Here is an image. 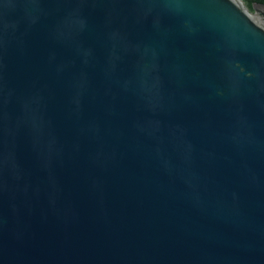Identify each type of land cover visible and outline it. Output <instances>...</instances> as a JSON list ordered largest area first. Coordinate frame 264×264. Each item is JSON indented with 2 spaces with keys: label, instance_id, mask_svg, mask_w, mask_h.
Masks as SVG:
<instances>
[{
  "label": "water",
  "instance_id": "water-1",
  "mask_svg": "<svg viewBox=\"0 0 264 264\" xmlns=\"http://www.w3.org/2000/svg\"><path fill=\"white\" fill-rule=\"evenodd\" d=\"M0 0V264H264V3Z\"/></svg>",
  "mask_w": 264,
  "mask_h": 264
},
{
  "label": "trees",
  "instance_id": "trees-1",
  "mask_svg": "<svg viewBox=\"0 0 264 264\" xmlns=\"http://www.w3.org/2000/svg\"><path fill=\"white\" fill-rule=\"evenodd\" d=\"M250 1L251 2H259V3H264V0H242V2H243V4L247 7V9L249 10V11H251L250 10V7H249V3H250Z\"/></svg>",
  "mask_w": 264,
  "mask_h": 264
}]
</instances>
